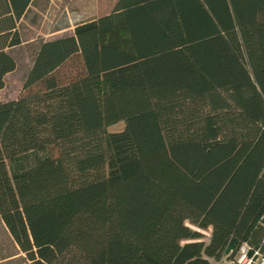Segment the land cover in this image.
I'll list each match as a JSON object with an SVG mask.
<instances>
[{
  "label": "trees",
  "instance_id": "obj_1",
  "mask_svg": "<svg viewBox=\"0 0 264 264\" xmlns=\"http://www.w3.org/2000/svg\"><path fill=\"white\" fill-rule=\"evenodd\" d=\"M33 1L0 0V93ZM114 6L39 43L23 96H0L5 229L30 264L264 256V0Z\"/></svg>",
  "mask_w": 264,
  "mask_h": 264
},
{
  "label": "rangeland",
  "instance_id": "obj_2",
  "mask_svg": "<svg viewBox=\"0 0 264 264\" xmlns=\"http://www.w3.org/2000/svg\"><path fill=\"white\" fill-rule=\"evenodd\" d=\"M118 0H34L28 12L19 21L18 32L21 44L8 49L7 53L15 59L14 72L4 77L1 101H14L23 96L24 82L32 65L33 56L39 43L62 37L73 36L74 28L107 16ZM80 67L79 58L69 61L61 70L65 75L75 74ZM122 122L110 126V133L124 129ZM192 229L197 230L194 226ZM204 241V240H203ZM0 264H30L25 255L5 229L0 218Z\"/></svg>",
  "mask_w": 264,
  "mask_h": 264
},
{
  "label": "clouds",
  "instance_id": "obj_3",
  "mask_svg": "<svg viewBox=\"0 0 264 264\" xmlns=\"http://www.w3.org/2000/svg\"><path fill=\"white\" fill-rule=\"evenodd\" d=\"M182 226L187 228L189 231H192V222L190 219L185 218L182 221ZM196 227L199 228V225H197ZM214 234H215L214 225L209 224L206 228H200L199 232L197 233V237H199L202 240L210 242L212 239H214ZM190 239L191 238H189V237H180L177 240V244L181 248L189 247V246H191L189 244ZM244 247H245V245H242V248H244ZM204 259L207 260V264H231V262L227 261L226 258H222L221 261H219V262H217V261H215L209 257H205ZM236 264H256V262L254 259L247 258L246 252L242 251L240 254V258L238 259ZM260 264H264V257L261 258Z\"/></svg>",
  "mask_w": 264,
  "mask_h": 264
},
{
  "label": "built area",
  "instance_id": "obj_4",
  "mask_svg": "<svg viewBox=\"0 0 264 264\" xmlns=\"http://www.w3.org/2000/svg\"><path fill=\"white\" fill-rule=\"evenodd\" d=\"M242 245H245V247L242 248ZM242 245H241V247L238 248V250L234 253L233 256L229 255V256L225 257L227 259V261H230L231 264H236V262L240 258L241 252L245 251L246 255H247V258L254 259L256 264H260L261 258L264 257V256H262V254L259 253L258 251L252 250L247 244H242ZM217 262H219V261H217Z\"/></svg>",
  "mask_w": 264,
  "mask_h": 264
}]
</instances>
